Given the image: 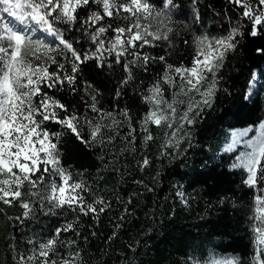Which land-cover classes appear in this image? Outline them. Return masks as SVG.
<instances>
[{
  "label": "snow or ice",
  "instance_id": "snow-or-ice-1",
  "mask_svg": "<svg viewBox=\"0 0 264 264\" xmlns=\"http://www.w3.org/2000/svg\"><path fill=\"white\" fill-rule=\"evenodd\" d=\"M200 2L191 0L194 23L200 20L197 7ZM227 2L237 13L235 20L225 14L228 29L216 36L193 33L191 66H176L168 63L164 55L152 56L142 49L161 44L171 49L173 37L188 29L177 16L180 0H0V205L23 209L21 216L8 217L21 222L33 218L37 206L45 214L76 213L73 222L57 228L52 235L30 238L27 241L30 247L24 252L16 250L13 244L15 264H86L76 241L61 239L62 233L79 235L75 225L81 214H91L98 220L99 214L111 206L103 197H94L91 202L86 199L84 193H92L90 186L83 179H74L73 173L62 164L61 136H73L88 147L104 149L119 135V125L126 123L131 139L124 137L122 141H135L136 129L132 127L129 111L119 113L121 120L116 113L98 107L101 92L91 82L80 81L83 66L89 61L99 70L122 65L125 75L116 90L118 98L122 89L135 79V69L147 72L149 64L157 61L163 64L159 78L141 94L148 109L140 128L146 133L145 143L153 139L150 125L171 129L170 138L174 140L184 124L195 122L189 113L198 110L195 114L199 115L202 105L210 106V97L219 83L218 72L228 55L236 51L245 29L252 37L264 32V0ZM67 32H79L88 47L79 50L76 47L79 40L67 38ZM48 36L55 43L47 41ZM184 43L189 41L185 39ZM53 64L56 68L50 72ZM255 82L254 73L249 95ZM165 85L178 90L171 101L164 95ZM51 90L82 93L81 100L95 116L89 117L87 113L82 116L70 110L49 95ZM179 94L190 101L183 114L177 108V103H184L177 101ZM193 94L200 99L196 100ZM49 123L63 131H49L46 126ZM85 125L89 129L87 137L83 135ZM253 131L255 135L243 141L245 150L235 156L230 170L243 172V184L254 191L249 217L250 264H264V121L255 129L233 132L224 152L236 151L242 138ZM171 146L170 142L164 145ZM149 165L145 157L139 166L143 170ZM177 195L187 203L182 192ZM0 213L6 214L3 207ZM189 259L190 264H242L237 255L210 253L203 260Z\"/></svg>",
  "mask_w": 264,
  "mask_h": 264
},
{
  "label": "trees",
  "instance_id": "trees-1",
  "mask_svg": "<svg viewBox=\"0 0 264 264\" xmlns=\"http://www.w3.org/2000/svg\"><path fill=\"white\" fill-rule=\"evenodd\" d=\"M180 3L177 16L188 29L173 37L174 47L145 46L142 51L157 57L164 55L168 63L176 66H191L192 34H223L229 27L225 14L235 20L237 13L227 0H201L197 5L200 20L194 23L191 0ZM66 36L79 40L76 44L79 50L88 47L79 32H67ZM185 39L188 44L184 43ZM258 49H264V32L252 37L245 29L236 51L228 55L218 72L219 83L210 97V106L202 105L199 115L195 114L198 110L189 113L195 122L184 124L174 140L170 138L171 129L150 125L153 139L147 143L143 140L146 133L141 131L140 121L148 105L141 94L159 78L164 65L157 61L149 64L147 72L135 69V79L122 89L118 98L116 90L125 75L122 65L99 70L89 61L83 66L80 81L91 82L100 90L98 107L116 113L121 120L119 113L127 109L136 129L134 143H128L122 138L128 137L129 128L126 123L120 124L119 135L104 149L88 147L73 136L60 138L63 166L73 173L74 179H83L92 189L91 194L84 193L86 199L91 202L94 197H103L111 205L99 214L98 220L91 214H81L75 225L79 235L62 233L61 239L76 241L86 264H190V257L203 260L210 253L237 255L242 264H250L249 217L254 191L243 184V172L230 170L235 153L221 149L231 131L256 128L264 121V52ZM57 59L64 62L59 56ZM55 68L53 64L49 71ZM254 73L256 82L249 95ZM164 87V95L171 101L178 90ZM49 95L82 116L85 113L95 116L81 100L80 92L73 95L67 90H51ZM176 99L184 101L177 103L183 114L190 101L183 94ZM46 126L51 132L63 131L54 123ZM88 134L85 125L83 135ZM169 142L172 146L165 148ZM145 157L150 165L141 170L139 165ZM178 192L183 193L186 204ZM0 207L6 212L0 213V264H15L13 244L16 250L24 252L30 247L27 244L30 238L48 237L76 217L72 211L45 214L37 206L33 218L21 222L8 218L22 215L19 206Z\"/></svg>",
  "mask_w": 264,
  "mask_h": 264
},
{
  "label": "rangeland",
  "instance_id": "rangeland-1",
  "mask_svg": "<svg viewBox=\"0 0 264 264\" xmlns=\"http://www.w3.org/2000/svg\"><path fill=\"white\" fill-rule=\"evenodd\" d=\"M49 37H50V36L46 37V39H50V38L53 39L52 37H50V38H49ZM51 41L53 42V40H51ZM193 96H194V98H199V99H200V97H199V96H195V94H193ZM253 129H255V128H253ZM241 130H243V129H237V130H233V131L230 132V136H229L228 142L222 147L221 152H224V148H225L229 143H231V140H232V136H231V134H232L233 132H239V131H241ZM254 135H255V131H253L252 133H249V136H248V137H244V138H242V140H241V144H239V145L237 146L236 151H234V152H230V153H235V155H238L240 152L244 151L245 148H244L243 141L247 140L248 138H250V137H252V136H254Z\"/></svg>",
  "mask_w": 264,
  "mask_h": 264
}]
</instances>
